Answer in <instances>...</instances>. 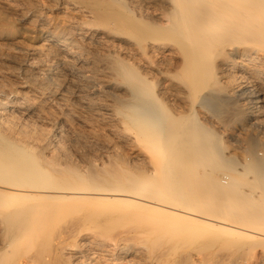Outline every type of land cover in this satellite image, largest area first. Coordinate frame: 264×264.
Segmentation results:
<instances>
[{
    "label": "bare ground",
    "instance_id": "bare-ground-1",
    "mask_svg": "<svg viewBox=\"0 0 264 264\" xmlns=\"http://www.w3.org/2000/svg\"><path fill=\"white\" fill-rule=\"evenodd\" d=\"M246 122L264 0H0V264H264Z\"/></svg>",
    "mask_w": 264,
    "mask_h": 264
},
{
    "label": "rangeland",
    "instance_id": "rangeland-1",
    "mask_svg": "<svg viewBox=\"0 0 264 264\" xmlns=\"http://www.w3.org/2000/svg\"><path fill=\"white\" fill-rule=\"evenodd\" d=\"M249 127L250 126H249L248 122L244 123V125H242V126L233 127L229 133V135L231 134V136H228V137L223 136L217 130L213 131L215 135L220 137V140L223 138L221 140V142H222V146L224 147V149L227 148L226 149V151H227L226 155H227V157H229L231 160H233L235 162H242L244 160V149H247V148L252 149L256 157L264 160V132L262 130H259V129L254 130L255 128H252V127L249 128ZM233 132H235V133H233ZM81 139H82V142H81V144H79V149L82 148L84 151L86 150V152H92V153L95 152V154L93 155L94 156L93 158L97 159L99 152L102 153L99 146L95 144V141H92V140L87 139L85 137L84 138L82 137ZM237 140H240L241 143L240 144L237 143L236 142ZM93 144H95V145H93ZM96 149L98 150L97 152H96ZM231 152H233V153H231ZM221 177L222 176H220L219 178H221Z\"/></svg>",
    "mask_w": 264,
    "mask_h": 264
}]
</instances>
